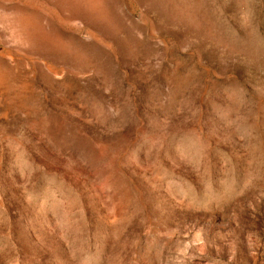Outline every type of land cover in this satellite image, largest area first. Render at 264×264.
Wrapping results in <instances>:
<instances>
[{"label": "rangeland", "instance_id": "1", "mask_svg": "<svg viewBox=\"0 0 264 264\" xmlns=\"http://www.w3.org/2000/svg\"><path fill=\"white\" fill-rule=\"evenodd\" d=\"M0 264H264V0H0Z\"/></svg>", "mask_w": 264, "mask_h": 264}]
</instances>
